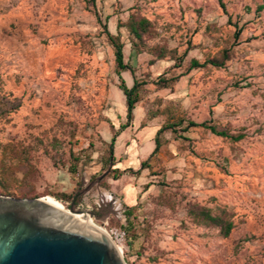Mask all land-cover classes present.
Listing matches in <instances>:
<instances>
[{
	"label": "rangeland",
	"instance_id": "rangeland-1",
	"mask_svg": "<svg viewBox=\"0 0 264 264\" xmlns=\"http://www.w3.org/2000/svg\"><path fill=\"white\" fill-rule=\"evenodd\" d=\"M223 1L0 0V195L75 198L111 226L129 211L127 264H264L263 0ZM131 17L148 21L141 40ZM106 30L140 85L131 120ZM205 120L244 136L182 131ZM201 208L224 209L230 234Z\"/></svg>",
	"mask_w": 264,
	"mask_h": 264
},
{
	"label": "water",
	"instance_id": "water-1",
	"mask_svg": "<svg viewBox=\"0 0 264 264\" xmlns=\"http://www.w3.org/2000/svg\"><path fill=\"white\" fill-rule=\"evenodd\" d=\"M107 169L97 182L107 173ZM41 197L0 195V264H127L113 239L88 220Z\"/></svg>",
	"mask_w": 264,
	"mask_h": 264
},
{
	"label": "trees",
	"instance_id": "trees-1",
	"mask_svg": "<svg viewBox=\"0 0 264 264\" xmlns=\"http://www.w3.org/2000/svg\"><path fill=\"white\" fill-rule=\"evenodd\" d=\"M87 2H90L91 4L95 5L96 4V0H84ZM219 6L223 9V11L226 13V7H225V3L223 0H218ZM264 8V0L262 1V3H260L257 6V10H262ZM97 15V12H95ZM148 24L147 19L145 18H141V19H134V18H130L129 22H128V27H129V31L130 33L136 37L138 40L142 39V33L146 32V25ZM241 28H237L234 32L235 37H237L239 35ZM106 34L108 37V40L110 42V44L113 47V53H114V61H115V72L119 77V83H118V88L123 92L124 96H125V104H126V117L128 120L132 119V111L135 108V104L138 102L139 100V84L137 82L134 83L133 86L128 87L127 84L125 83L124 79L121 77V72L129 69L131 70V67L128 63H126L124 61V54H123V43L120 41L119 37L117 35H113L110 34L109 31L106 30ZM229 58V54H228V50L224 49L222 51L221 54V58H212V59H208L206 61H204L203 63H199L196 59H192L190 61V68H196V67H203L206 64H211L213 66L216 67H220L222 66L225 61ZM176 124H171V125H164L162 126L160 129H158V131L156 132V137L154 139L155 141V146L154 149L152 151V153L156 152L159 147H160V142L158 139V134L161 133L163 130L166 129H171L173 131H176L175 128ZM190 127H203L206 129H209L212 133L218 135V136H222L225 138H230L234 141H238L240 139L243 138V134L242 133H238V134H231L226 130H219L217 129L216 125L211 124L208 120L202 121V122H195V121H189L187 123V125L184 127V129H182V131L187 130ZM116 136V135H114ZM115 138H112V142H111V146L114 142ZM72 160L77 163L79 160V157L76 155H71ZM145 164V162H142L141 165L143 166ZM76 166V165H73ZM66 198H68V195H65ZM130 209V208H129ZM126 217V223L125 226H123L126 230V233L128 231V228H130L131 223L130 221H128V217H130V212L127 211L125 213ZM194 217L196 218L197 221L205 223V224H211L214 226L219 227L221 234L224 237H227L230 232L231 229L233 228V223L231 220L228 219V213L224 210L221 209V213L213 215L211 213V210L208 208H201L200 210L197 209L193 212ZM114 221L119 224V220L115 217H113Z\"/></svg>",
	"mask_w": 264,
	"mask_h": 264
},
{
	"label": "built area",
	"instance_id": "built-area-1",
	"mask_svg": "<svg viewBox=\"0 0 264 264\" xmlns=\"http://www.w3.org/2000/svg\"><path fill=\"white\" fill-rule=\"evenodd\" d=\"M95 210H98V208H95ZM111 215L112 214L110 212L107 214L97 215V212L95 211L93 212L92 217L96 223H100L98 225L102 226L105 229V232L113 239L116 245L122 244L126 239V230L123 227L126 223V216L122 211L118 212L115 218L119 220V226H111L109 224Z\"/></svg>",
	"mask_w": 264,
	"mask_h": 264
},
{
	"label": "bare ground",
	"instance_id": "bare-ground-1",
	"mask_svg": "<svg viewBox=\"0 0 264 264\" xmlns=\"http://www.w3.org/2000/svg\"><path fill=\"white\" fill-rule=\"evenodd\" d=\"M49 197H52V196H43V198H44L45 200H47L48 202L53 203L54 205H56V206H58V207H60V208L67 209V208H64L63 205H62L58 200H56V199H54V198H49ZM71 214H74V215H76V216L82 217V218L88 220L89 222H91L92 224H94L96 227H98V228L101 229L102 231H105V229H104L102 226L98 225V224L93 220V217H92L90 214H88L87 212L83 211V212H75V213H71ZM117 247H118V249L121 251V253H123V252H122V247H121L120 245H118V244H117Z\"/></svg>",
	"mask_w": 264,
	"mask_h": 264
}]
</instances>
